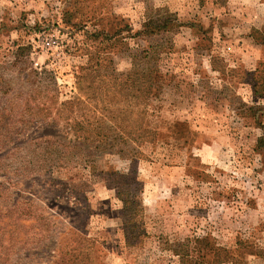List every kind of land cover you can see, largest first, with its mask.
Returning a JSON list of instances; mask_svg holds the SVG:
<instances>
[{
  "label": "rangeland",
  "instance_id": "1",
  "mask_svg": "<svg viewBox=\"0 0 264 264\" xmlns=\"http://www.w3.org/2000/svg\"><path fill=\"white\" fill-rule=\"evenodd\" d=\"M196 10L0 0V264H264V62Z\"/></svg>",
  "mask_w": 264,
  "mask_h": 264
},
{
  "label": "crops",
  "instance_id": "2",
  "mask_svg": "<svg viewBox=\"0 0 264 264\" xmlns=\"http://www.w3.org/2000/svg\"><path fill=\"white\" fill-rule=\"evenodd\" d=\"M165 5L182 11L181 14L185 16H191V5H197L198 20L215 26L214 39L222 34L233 45V52L242 56L241 63L229 58L228 69L241 66L248 71H256L264 62V0H165ZM232 55L235 59L236 55L231 53V58ZM245 58L248 59L247 63ZM208 68L218 73L212 65L209 64ZM241 85L245 87L253 83L244 79Z\"/></svg>",
  "mask_w": 264,
  "mask_h": 264
},
{
  "label": "trees",
  "instance_id": "3",
  "mask_svg": "<svg viewBox=\"0 0 264 264\" xmlns=\"http://www.w3.org/2000/svg\"><path fill=\"white\" fill-rule=\"evenodd\" d=\"M168 23H171V20L167 19L165 20L162 25H156V28L157 29H161L163 28L165 31L169 30L168 29ZM258 85V83H253V86L256 87ZM66 103H68V101H66ZM65 103V104H66ZM62 104H64L62 102ZM57 111H59V113L62 111L60 109L57 108ZM78 117H76V119L74 121L71 120V127L70 129L74 131V133L77 135V136H84V137H89L92 138V136H94L92 138V140H99L101 142L104 141V139H108V136L106 134H103V132H101L99 129H97L98 132H94V133H85L88 129L85 128L84 125H89V121H85L87 120L86 117H85V120L83 117H80L79 120L77 119ZM86 122V123H85ZM264 128V126H263ZM79 138V137H78ZM259 143L261 144H264V136L262 138L259 139Z\"/></svg>",
  "mask_w": 264,
  "mask_h": 264
}]
</instances>
